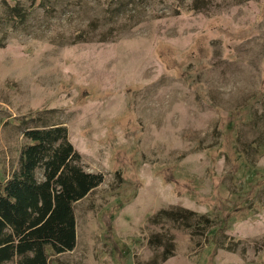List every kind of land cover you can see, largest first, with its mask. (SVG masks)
Here are the masks:
<instances>
[{"label":"rangeland","instance_id":"374dc122","mask_svg":"<svg viewBox=\"0 0 264 264\" xmlns=\"http://www.w3.org/2000/svg\"><path fill=\"white\" fill-rule=\"evenodd\" d=\"M11 1L0 179L24 129L51 124L102 176L71 204L74 245L46 247L48 264H264V0ZM235 137L259 142L250 161ZM175 205L210 226L148 223Z\"/></svg>","mask_w":264,"mask_h":264},{"label":"trees","instance_id":"16d2710c","mask_svg":"<svg viewBox=\"0 0 264 264\" xmlns=\"http://www.w3.org/2000/svg\"><path fill=\"white\" fill-rule=\"evenodd\" d=\"M5 3L17 11L15 2ZM122 6L119 4L115 11ZM16 14L12 13V17ZM23 135L28 143L20 150L17 169L0 179V264H48L46 247L57 253L74 245L71 204L99 184L102 176L84 171L77 164L79 153L67 140L64 126L25 128ZM235 142L238 151L250 161L259 142L253 139L242 143L238 137ZM39 167L41 179L34 175ZM148 223L187 228L191 235L210 226L205 215L177 205L159 208ZM165 238L172 243L170 234ZM147 242L164 244V240L153 235L148 236ZM167 253L163 251V256Z\"/></svg>","mask_w":264,"mask_h":264},{"label":"crops","instance_id":"0c3cea01","mask_svg":"<svg viewBox=\"0 0 264 264\" xmlns=\"http://www.w3.org/2000/svg\"><path fill=\"white\" fill-rule=\"evenodd\" d=\"M7 177V176H6Z\"/></svg>","mask_w":264,"mask_h":264}]
</instances>
